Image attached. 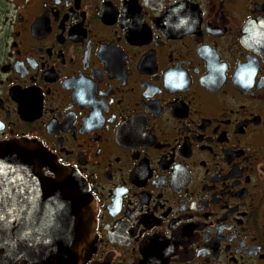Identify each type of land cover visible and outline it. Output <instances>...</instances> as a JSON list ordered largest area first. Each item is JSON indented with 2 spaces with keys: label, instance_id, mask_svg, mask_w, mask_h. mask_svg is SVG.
Wrapping results in <instances>:
<instances>
[{
  "label": "flooded vegetation",
  "instance_id": "flooded-vegetation-1",
  "mask_svg": "<svg viewBox=\"0 0 264 264\" xmlns=\"http://www.w3.org/2000/svg\"><path fill=\"white\" fill-rule=\"evenodd\" d=\"M80 176L82 264H264V0H0V144Z\"/></svg>",
  "mask_w": 264,
  "mask_h": 264
},
{
  "label": "water",
  "instance_id": "water-1",
  "mask_svg": "<svg viewBox=\"0 0 264 264\" xmlns=\"http://www.w3.org/2000/svg\"><path fill=\"white\" fill-rule=\"evenodd\" d=\"M95 240L80 176L29 139L0 144V264H82Z\"/></svg>",
  "mask_w": 264,
  "mask_h": 264
}]
</instances>
